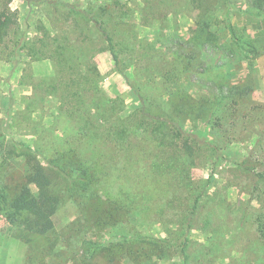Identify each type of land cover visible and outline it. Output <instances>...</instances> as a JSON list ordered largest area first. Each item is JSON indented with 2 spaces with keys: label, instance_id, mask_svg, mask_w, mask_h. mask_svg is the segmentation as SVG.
<instances>
[{
  "label": "rangeland",
  "instance_id": "374dc122",
  "mask_svg": "<svg viewBox=\"0 0 264 264\" xmlns=\"http://www.w3.org/2000/svg\"><path fill=\"white\" fill-rule=\"evenodd\" d=\"M111 2L0 0V16L11 17L0 30L1 176L18 180L27 170L23 156L5 151L13 142L30 145L44 162L56 148L80 137L65 105L50 94L51 81L41 82V78L55 74L60 82L68 80V72H55L59 67L57 53L64 44L81 55L85 48L82 32L93 36L90 43L94 51L102 46L94 37L96 30L91 32L84 22L86 17L73 13L67 4L93 13L96 7L107 8ZM117 3L121 15L113 28L120 42L124 73L115 70L107 51H96L90 60L83 59L86 64L81 61L79 71L82 75L92 64L100 88L107 97L121 99L123 111L117 114L119 120L114 119V135L110 123L103 125L102 116L108 113L98 111V106L91 108L93 127L83 138H97L99 153L104 150L107 158L115 147L106 138L128 139L133 148L127 152L123 148L119 157H129L133 162L145 156L150 161L170 155L167 149L153 146L157 119L166 138L192 139L196 152L183 166L198 186L208 183L205 208L189 232L188 264H264V240L255 221L258 213H264V0ZM101 24L105 26L104 21ZM40 55L43 58L36 59ZM247 159L256 161L254 170L241 166ZM134 168L145 172L148 163L144 160ZM253 173L261 176L257 177V189L251 181ZM175 192L171 187L166 201L175 198ZM98 206L93 200L81 211L76 202L67 200L53 216L55 231L36 235L28 249L13 236L18 231L0 215V249L7 247L18 254L26 251L27 256L28 252L35 257L47 255L51 264H76L81 261L86 236L105 245L113 235H166L158 213L152 209L142 215L132 213L126 223L118 217L115 222L97 225L91 214ZM174 213L169 208L167 220L175 218ZM208 218L210 223H204ZM169 228L170 238H176L177 228ZM52 240H57L52 255H43L42 250ZM137 246L133 247L136 255L131 257L127 256L128 248L122 253L116 247L117 261L110 264H184L176 253L168 259L145 262L135 251ZM97 257L90 264H109L104 256Z\"/></svg>",
  "mask_w": 264,
  "mask_h": 264
},
{
  "label": "trees",
  "instance_id": "16d2710c",
  "mask_svg": "<svg viewBox=\"0 0 264 264\" xmlns=\"http://www.w3.org/2000/svg\"><path fill=\"white\" fill-rule=\"evenodd\" d=\"M110 4L107 8L96 7L93 13H87L81 9L75 10L70 4L67 6L73 13H80L86 17L84 22L90 27L91 32L94 33L92 30H96L97 34L94 33V37H98L102 42V46L96 51L109 52L115 70L124 73L125 67L121 65L123 62L118 48L120 42L116 38L117 31L113 28L121 15L119 13L121 7L117 0H112ZM10 19L11 17L7 14L0 16V30ZM101 21H104L105 26L101 24ZM229 30L234 38L235 33L231 25ZM83 34L85 48L81 55L76 54V50L64 44L57 53L59 67L55 72H68V80L60 82L54 77L55 74L51 78H41V82L51 81L48 86L50 94L57 96L60 103L65 105V112L75 121V132L81 138L72 142L67 141L66 145L59 146L44 162L38 158L37 151L26 143L13 142L9 149H5L7 153L9 151V154L16 157L23 156L27 170L18 180L6 174L0 175V215L4 216L6 221L18 231L13 236L18 241L24 242L28 249L36 235L45 236L55 231L53 216L67 200L76 202L81 211L84 210L85 204L93 200L97 201L99 206L95 207L94 213L91 214V217H94L92 222L96 221L97 225L103 221L115 222L118 217L126 223L132 213L137 212L142 215L152 209L161 219L160 224L164 227L166 234L164 237L143 234L113 235L104 242V245L86 236L82 243L84 246L81 261L75 263L90 264L92 259L102 255L110 264L117 261L116 247L120 248L122 253L123 249L128 248L127 256L131 257L133 254L136 255L133 253V247L138 245L135 251L144 257L145 262L168 259L176 253L184 264H188L192 243L189 232L194 229V222L205 208V188L208 183L207 180L198 186V181L194 180L188 168L183 166L190 163V159L196 152L194 148L196 145H193L190 138H166L167 133L161 129L159 119H157L152 143L157 148L167 149L170 155L161 157L157 159L158 161L156 159L149 161L146 156L134 162L129 157L120 159L119 153L121 154L123 148L126 152L133 148V142L128 139L106 138L115 147L114 152L107 158V155L104 156V150H100L99 153L101 148L97 138H83L93 127L89 118L91 108L98 106L101 107L98 111L108 113L102 116L105 121L103 125L110 123V131L114 135L117 132L114 119L119 120L117 114L123 111L121 99L107 97L100 88L99 75L92 64L87 66L88 69L81 75L79 63L83 62V59L90 60L96 52L90 43L93 36L82 32ZM64 48H67V51ZM87 54L88 58L84 57ZM43 56L40 55L36 59ZM83 63L86 64L85 61ZM88 71L94 76L88 77ZM74 75H77L76 78L72 77ZM130 85L142 98L138 89ZM194 108L192 106V110ZM95 120L100 121L96 118ZM177 123L175 125L180 128ZM178 135L179 133H176L175 137ZM2 138L4 137L0 136V141ZM144 160L148 163V169L145 172L132 170L137 163ZM255 165L256 161L248 159L241 163L246 170H254ZM108 167L110 170H107ZM257 177L261 176L251 174L254 189L258 188ZM171 187L176 190V197L166 201ZM169 208L175 210V218L167 220ZM210 221V219L204 220V223H210ZM255 221L257 231L264 240V213H258ZM172 225L177 228L176 238H170L172 231L169 227ZM55 244L57 240H52L42 250V254L52 255ZM37 258L38 263H36ZM28 261H31V264H51L52 262L47 255L35 257L30 252L28 256L26 253L23 264H29Z\"/></svg>",
  "mask_w": 264,
  "mask_h": 264
},
{
  "label": "crops",
  "instance_id": "0c3cea01",
  "mask_svg": "<svg viewBox=\"0 0 264 264\" xmlns=\"http://www.w3.org/2000/svg\"><path fill=\"white\" fill-rule=\"evenodd\" d=\"M11 252H9V248L7 247L0 249V264H23L26 251L18 254L14 252V249H11Z\"/></svg>",
  "mask_w": 264,
  "mask_h": 264
}]
</instances>
